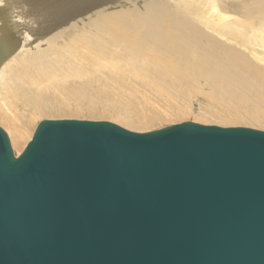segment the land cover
I'll use <instances>...</instances> for the list:
<instances>
[{"label":"water","instance_id":"obj_1","mask_svg":"<svg viewBox=\"0 0 264 264\" xmlns=\"http://www.w3.org/2000/svg\"><path fill=\"white\" fill-rule=\"evenodd\" d=\"M0 264H264V131L0 127Z\"/></svg>","mask_w":264,"mask_h":264},{"label":"bare ground","instance_id":"obj_2","mask_svg":"<svg viewBox=\"0 0 264 264\" xmlns=\"http://www.w3.org/2000/svg\"><path fill=\"white\" fill-rule=\"evenodd\" d=\"M94 27L109 37V50ZM78 43L84 51L77 52ZM0 55L7 57L0 62L7 135L28 107L42 111L41 92L62 82V69L80 81L118 61L138 68L131 81L156 94H165L164 82L150 73L177 80L197 74L211 81L220 101L230 94L243 106L246 97L250 118L264 124V0H0Z\"/></svg>","mask_w":264,"mask_h":264},{"label":"rangeland","instance_id":"obj_3","mask_svg":"<svg viewBox=\"0 0 264 264\" xmlns=\"http://www.w3.org/2000/svg\"><path fill=\"white\" fill-rule=\"evenodd\" d=\"M114 8L121 9L124 6ZM130 13L135 16L131 10ZM89 18L90 16L86 17L84 21ZM94 29L103 36L100 39L97 38L96 41L109 50L110 47L106 45L109 39L107 34L98 28L94 27ZM94 39L91 37L90 40ZM79 46L78 43L77 52L78 50L84 51L86 48V46L83 48L81 46L79 49ZM106 56L109 55L106 54ZM62 70L64 72H61L63 75L62 82L58 83V85L61 83L59 89H57L58 85L55 88L52 82L54 90L41 92L42 98L39 101L43 104L41 103L39 110L42 111L31 114L32 111H29L31 107L26 105L28 108L25 114L18 115L22 123L15 121L17 128L13 136L9 132L7 135L13 152L16 150L20 154L23 151L37 124L43 120L70 119L109 122L136 133L151 132L183 122L264 131L263 123H257L250 118L249 103L245 96L246 102L243 106L233 100L230 94L222 95L223 100L220 101L219 96L215 94L218 91H213L211 81L197 74L190 73L185 79L177 80L163 79L156 73L152 74L148 71L152 79L164 82L161 85L165 94H156L144 88L141 83L138 85L131 81L132 72L138 68L131 71L124 61L115 62L112 67L102 70L93 79L87 78L80 81L74 79V70ZM108 71L122 73L123 77L119 78L117 75L109 77ZM143 96L145 99L142 98ZM229 114L236 115V117L232 118ZM4 126L8 127V124L0 120V127L7 134L8 130ZM13 138L16 143L12 140Z\"/></svg>","mask_w":264,"mask_h":264}]
</instances>
